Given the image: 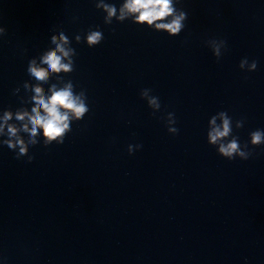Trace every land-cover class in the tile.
Returning a JSON list of instances; mask_svg holds the SVG:
<instances>
[{"label": "clouds", "instance_id": "1", "mask_svg": "<svg viewBox=\"0 0 264 264\" xmlns=\"http://www.w3.org/2000/svg\"><path fill=\"white\" fill-rule=\"evenodd\" d=\"M179 0H125L119 8L117 15V7L114 4L106 3L105 0H98L96 3L97 9H103L107 15L104 17L105 25L112 24V18L123 22L129 16L133 22L141 26L149 27L154 25L156 30H165L169 36H177L185 27L187 13L178 9L175 5ZM171 17L170 20L166 18ZM159 21V22H158ZM5 29L0 27V35L5 33ZM77 42L81 41V37L77 35ZM84 39L88 47H94L101 43L104 39L103 33L100 30L87 31ZM52 44L55 48L47 51L40 59V64H37L35 59H31L28 63L27 72L31 78H34L38 83L31 86V91L34 95L31 96V101L34 106L29 112L26 108L20 107L15 111L4 110L0 117V136L6 135L7 138L0 141L10 150L16 152V158L28 156V162H31L34 157L29 156V146H34L40 141L38 135L43 137L45 146L55 144H63L65 137L71 132V124L73 121L82 120L89 112L86 93L82 90L73 95L71 89L72 84L68 82L65 87L57 90V85L54 83L49 88L50 96H46L44 89L39 82H47L49 75L68 74L74 71L70 63H62L63 58L70 59V50L65 48L69 43L68 37L63 31L59 36L51 37ZM212 45L213 55L220 59L221 49H226V41L224 40H209ZM41 65H46L43 67ZM239 67L241 70L249 72L255 71L257 61H248L244 58L240 61ZM62 79V77H60ZM29 84L24 82L23 88L29 89ZM19 88L15 92H19ZM151 89L145 88L141 90V98L147 101L149 108L153 110V115L161 108L159 98L151 95ZM64 111H61V110ZM13 118L20 122V127L14 123H9ZM220 121L217 123V121ZM176 123L174 113L167 115L168 132L175 135L178 129L173 125ZM209 131L207 132V142L212 146H218V154L223 158L231 161L237 157L241 160H247L252 155L249 145L246 143L241 145L239 138L233 135V120L227 112L220 111L213 115L209 120ZM244 125L243 120L235 122V128L240 129ZM5 128L7 132L5 133ZM20 132L28 134L27 142L21 137ZM249 141L251 146L259 147L264 145V130L257 129L249 133ZM142 145H129L128 153L131 155L134 150H138ZM18 150V151H17Z\"/></svg>", "mask_w": 264, "mask_h": 264}]
</instances>
